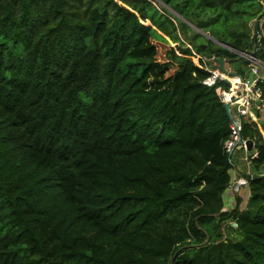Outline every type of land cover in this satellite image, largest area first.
Listing matches in <instances>:
<instances>
[{
  "label": "trees",
  "instance_id": "1",
  "mask_svg": "<svg viewBox=\"0 0 264 264\" xmlns=\"http://www.w3.org/2000/svg\"><path fill=\"white\" fill-rule=\"evenodd\" d=\"M155 1L0 0V264H264V116L233 158L193 49L248 59L191 26L249 50L264 0Z\"/></svg>",
  "mask_w": 264,
  "mask_h": 264
},
{
  "label": "built area",
  "instance_id": "2",
  "mask_svg": "<svg viewBox=\"0 0 264 264\" xmlns=\"http://www.w3.org/2000/svg\"><path fill=\"white\" fill-rule=\"evenodd\" d=\"M251 24L253 25L254 34L253 47L249 50L231 47L248 59L247 68L250 73L247 75L239 71L237 73L223 71L218 65V56L215 52L209 58L212 61L216 59L217 61H213L216 64H209L204 52H198L196 49H193L194 53L198 54L196 62L211 70V74L203 79L204 82L213 83L217 78H228L230 80L229 86L223 87L221 90L224 101L229 103L231 125L230 135L225 139L224 145L230 153L234 152L237 147H245L247 151L241 157L248 163L251 162L253 156L258 154V150L254 148L255 143L252 148L247 147V138L242 133L244 119L254 116L262 128L260 116L256 113L255 107L260 109L264 114V90L261 83L264 80V59L257 53V48L264 36V15L254 16ZM230 76H234L235 80ZM236 166L239 172L232 184L234 189L239 190L242 184L248 182V177L241 172V165L239 163Z\"/></svg>",
  "mask_w": 264,
  "mask_h": 264
},
{
  "label": "rangeland",
  "instance_id": "3",
  "mask_svg": "<svg viewBox=\"0 0 264 264\" xmlns=\"http://www.w3.org/2000/svg\"><path fill=\"white\" fill-rule=\"evenodd\" d=\"M160 2H162L161 0H159ZM159 1H155V3L156 4H158L159 5ZM173 11H175L176 12V10H173ZM177 14H178V12H176ZM147 21H149V22H151V20L150 19H147ZM251 21V20H250ZM191 26L193 27V29H192V31H200L201 33H203V35H200V41H202V40H205L206 39V37H209V36H215L214 34H212L210 31H209V29H203V28H201V27H198L196 24H191ZM161 31H163L162 29H161ZM164 32V31H163ZM178 32H179V34H180V36H181V40H185L186 42L188 41L187 40V38L185 37V35L180 31V29H178ZM166 34V33H165ZM210 34V35H209ZM169 38H170V35H168V34H166ZM171 39V38H170ZM173 41V44H179L178 43V41H175V40H172ZM187 44H191V43H187ZM205 55H206V59L208 60V61H210L211 59L209 58V56H210V54H207V53H205ZM193 58H194V60L196 61V60H198V54L197 53H194L193 54ZM226 62H227V65H228V67H230V69H235V70H238L239 68H241L242 67V61L240 60V59H237V61H229V60H227L226 59ZM214 64H216V62H213ZM245 65V64H244ZM246 66V65H245ZM250 72H249V70H248V68L247 67H245V72H244V74H249ZM264 112V111H263ZM264 115H261L260 117H259V119L261 120V117H263ZM261 122V121H260ZM242 149H240L239 147H238V149L236 150V152L233 154V158H235L236 159V157H237V154L241 151ZM243 151L244 152H246L247 150L246 149H243ZM244 160V159H243ZM247 189V188H246ZM247 192H248V190H245V192L244 193H246L245 195L247 196ZM230 197L232 198L233 196H231L230 195ZM235 204V200L233 201V203L231 204V205H229L228 207H232L233 205Z\"/></svg>",
  "mask_w": 264,
  "mask_h": 264
},
{
  "label": "water",
  "instance_id": "4",
  "mask_svg": "<svg viewBox=\"0 0 264 264\" xmlns=\"http://www.w3.org/2000/svg\"><path fill=\"white\" fill-rule=\"evenodd\" d=\"M209 35H210V34H209ZM211 37L215 38L216 40H218V41H220V42H222V43H224V44H226L227 46H230V47H233V48L235 47V46L231 45L230 43L225 42V41L222 40V39L216 38V37H214V36H211ZM235 48H236V47H235ZM226 59H227V58H226L225 55H219V56H218V65H219V67H220L223 71L230 72V73H237L238 70L230 69V67H228L227 62H226ZM225 105H226L227 111L229 112V103L225 101ZM246 141H247V144H248L247 147H248V148H252L253 145H254V143H255V140H254L252 137H248ZM234 223H236V221H234Z\"/></svg>",
  "mask_w": 264,
  "mask_h": 264
},
{
  "label": "crops",
  "instance_id": "5",
  "mask_svg": "<svg viewBox=\"0 0 264 264\" xmlns=\"http://www.w3.org/2000/svg\"><path fill=\"white\" fill-rule=\"evenodd\" d=\"M239 164L241 165V170H242V163L240 162ZM241 172H242V171H241ZM234 200H235V199H232V200L227 204V207H228L229 205H231V204L233 203Z\"/></svg>",
  "mask_w": 264,
  "mask_h": 264
},
{
  "label": "bare ground",
  "instance_id": "6",
  "mask_svg": "<svg viewBox=\"0 0 264 264\" xmlns=\"http://www.w3.org/2000/svg\"><path fill=\"white\" fill-rule=\"evenodd\" d=\"M228 75V74H227ZM233 80H235L234 76H230Z\"/></svg>",
  "mask_w": 264,
  "mask_h": 264
}]
</instances>
